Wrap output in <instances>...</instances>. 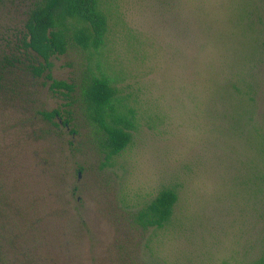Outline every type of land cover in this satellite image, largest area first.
<instances>
[{
  "label": "rangeland",
  "instance_id": "1",
  "mask_svg": "<svg viewBox=\"0 0 264 264\" xmlns=\"http://www.w3.org/2000/svg\"><path fill=\"white\" fill-rule=\"evenodd\" d=\"M99 1L104 46L70 47L52 75L78 83L99 63L136 111L132 141L109 155L79 102L77 133L59 132L39 112L61 94L23 69L4 78L0 264H251L264 255V0ZM30 3H0V59ZM166 188L169 223L134 225Z\"/></svg>",
  "mask_w": 264,
  "mask_h": 264
},
{
  "label": "trees",
  "instance_id": "2",
  "mask_svg": "<svg viewBox=\"0 0 264 264\" xmlns=\"http://www.w3.org/2000/svg\"><path fill=\"white\" fill-rule=\"evenodd\" d=\"M107 32V15L99 0H31L16 36L20 43L17 52L0 59V93L4 91V78L17 69L44 78L50 91L62 95L64 104L40 111L41 118L59 132L70 127V133L76 134L74 110L79 102L87 122L97 130L102 147L109 155H117L132 141L136 111L120 95L113 79L100 70L99 63L95 69L88 66L78 83L52 75L53 58L64 55L72 46L93 56L104 46ZM177 201L175 189H162L133 214L132 222L142 229L163 228L171 220ZM251 264H264V255Z\"/></svg>",
  "mask_w": 264,
  "mask_h": 264
},
{
  "label": "water",
  "instance_id": "3",
  "mask_svg": "<svg viewBox=\"0 0 264 264\" xmlns=\"http://www.w3.org/2000/svg\"><path fill=\"white\" fill-rule=\"evenodd\" d=\"M79 175H80V173H79Z\"/></svg>",
  "mask_w": 264,
  "mask_h": 264
}]
</instances>
